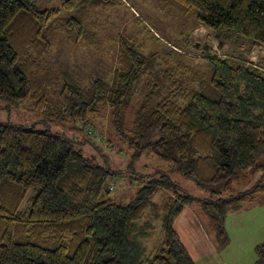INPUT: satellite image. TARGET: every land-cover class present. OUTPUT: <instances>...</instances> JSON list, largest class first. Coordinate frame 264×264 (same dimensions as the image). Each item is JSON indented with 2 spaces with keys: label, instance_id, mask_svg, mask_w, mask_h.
<instances>
[{
  "label": "trees",
  "instance_id": "1",
  "mask_svg": "<svg viewBox=\"0 0 264 264\" xmlns=\"http://www.w3.org/2000/svg\"><path fill=\"white\" fill-rule=\"evenodd\" d=\"M54 1L0 0V99H34L37 112L78 121L113 148L90 126L96 114L110 110L131 161L113 170L102 153L86 155L72 138L0 124V264H196L174 226L185 206L199 202L222 243L228 214L264 196V65L244 54L212 51L192 65L197 58L190 52L174 47L147 53L133 35L122 33L110 78L83 76L57 58L50 63L53 40L60 37L49 36L52 25L58 20L66 41L93 46V16L129 0L47 5ZM162 1L209 29L264 46V0ZM62 10L72 14L62 16ZM131 104L133 116L125 118ZM85 142L100 151L92 137ZM141 158L156 159L170 172L143 173L136 167ZM124 173L129 183H139L125 203L111 196L110 183ZM176 173L210 197L191 194ZM240 175L256 181L229 194ZM159 218L165 238L149 249ZM256 251L264 264V241Z\"/></svg>",
  "mask_w": 264,
  "mask_h": 264
},
{
  "label": "rangeland",
  "instance_id": "2",
  "mask_svg": "<svg viewBox=\"0 0 264 264\" xmlns=\"http://www.w3.org/2000/svg\"><path fill=\"white\" fill-rule=\"evenodd\" d=\"M48 6L60 7L61 2L47 3ZM72 12H61L67 16ZM93 32L96 33L95 45L89 43H74L62 38V30L58 20L52 25V33L60 36L54 38V48L49 57L50 63L58 59L65 65L79 71L83 76L87 74H103L109 79L115 67L118 54L119 35L131 34L145 47L147 53H164L177 47L190 52L197 59L194 64H202V56L208 52L219 55H247L248 59L264 65V46L254 45L247 38L239 36L236 32L225 30L216 32L201 25L196 16H186L176 7L165 4L162 0H129L125 5H118L106 11H98L92 18ZM93 34V33H92ZM34 99L20 102H10L0 99V124L12 123L32 126L37 130H48L52 133L62 134L76 140V146L83 149L86 155L101 154L102 159L108 158L113 170H124L131 161V152L124 142L115 134L117 132L112 122L110 110L96 114L91 120L94 131L113 141L115 147L110 148L102 144L103 137L95 138L90 134L88 127L71 119H57L49 117L35 110ZM132 105L127 109L125 118L133 116ZM93 131V132H94ZM88 136L101 147L98 151L91 142L82 143ZM136 167L143 173H151L154 169L163 168L170 172V166H165L156 159L141 158ZM124 173L115 176L110 183L114 184L111 196L117 202H128L133 199L139 183H129ZM175 179L191 194L197 197H206L209 194L202 190L191 179L176 173ZM131 180V178H129ZM256 179L240 175L231 184L230 193H237L250 188ZM30 191L23 206L29 205V198L34 195ZM162 195L157 199L161 202ZM162 220L154 222L152 238L149 249L158 247L165 238ZM174 226L183 238L187 248L194 257L196 264H261L256 246L264 241V196H259L253 205H245L241 211H233L226 219L228 240L218 242L209 223L202 212L199 202L185 206L176 217Z\"/></svg>",
  "mask_w": 264,
  "mask_h": 264
}]
</instances>
